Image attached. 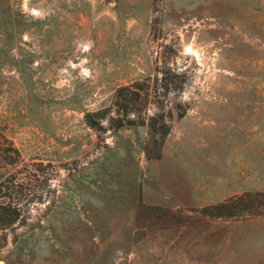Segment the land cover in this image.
<instances>
[{"label":"rangeland","instance_id":"1","mask_svg":"<svg viewBox=\"0 0 264 264\" xmlns=\"http://www.w3.org/2000/svg\"><path fill=\"white\" fill-rule=\"evenodd\" d=\"M28 9L0 0V203L22 207L0 232V264H264V216L195 211L264 191V0H28ZM172 77L183 91L166 90ZM143 80L147 115L173 113L165 143L184 160V191L193 164L176 144L179 125L194 143V204L143 207L144 185L164 197L150 190L159 174L146 166L147 124L114 130L103 113L102 129L88 123V112L114 114L119 87Z\"/></svg>","mask_w":264,"mask_h":264},{"label":"trees","instance_id":"2","mask_svg":"<svg viewBox=\"0 0 264 264\" xmlns=\"http://www.w3.org/2000/svg\"><path fill=\"white\" fill-rule=\"evenodd\" d=\"M166 84V90H170V84H174L176 89L183 91L181 82L176 77ZM180 82V83H179ZM151 96V84L148 80L137 81L132 84L119 87L114 95L113 106L114 114H106L105 111L88 112L86 118L88 123L102 129V121L94 119V115L102 114L101 118L108 117L110 128L118 130L125 126L148 125L149 139L146 145V155L149 159H160L163 154V146L166 138L171 132V119L173 113L170 112L169 119L163 114L147 115L146 106ZM108 115V116H107ZM185 115L179 112L178 117ZM148 116V121H147ZM11 153L14 155L12 162H17L20 157V151L17 147L10 144ZM5 183L0 182V198L5 197ZM148 209H163L161 206H145ZM204 217L208 218H226L234 220L249 219L264 216V191L254 190L245 191L230 196L222 201L203 206L197 210ZM22 215V207L12 201L0 203V232L7 228L14 227Z\"/></svg>","mask_w":264,"mask_h":264},{"label":"crops","instance_id":"3","mask_svg":"<svg viewBox=\"0 0 264 264\" xmlns=\"http://www.w3.org/2000/svg\"><path fill=\"white\" fill-rule=\"evenodd\" d=\"M188 120V116L183 118L182 122H185ZM178 127V126H177ZM179 128H181V134L177 138L176 144L183 145V149L185 154H190L191 162L193 164L197 163L199 159H195V149H194V143L190 138H184L185 132L184 127L179 125ZM182 139V140H181ZM185 139V140H184ZM181 142V143H180ZM175 144V146H176ZM170 145V138L167 140V142L164 145L163 148V155L158 160H148L147 161V168L151 173H157L159 174V181L155 187H151L150 190L153 191H161L164 193V197H162V200H158L156 197H153V195H150L151 193H148L146 191L145 185L143 188V200L145 203L150 205H165V206H174L177 203H186V204H194L195 201H198L199 192V172L198 170H194L193 167H191V178L192 181L189 184L188 183V189L184 191V180L183 177L185 176L182 172L185 167L184 160H181L179 156V151L175 147V151L177 154H172L170 152L171 147ZM189 165H187V168L189 170ZM190 172L187 171V174ZM196 173V174H194ZM195 180V184H194ZM194 186H195V197L194 200ZM150 188V187H149Z\"/></svg>","mask_w":264,"mask_h":264},{"label":"clouds","instance_id":"4","mask_svg":"<svg viewBox=\"0 0 264 264\" xmlns=\"http://www.w3.org/2000/svg\"><path fill=\"white\" fill-rule=\"evenodd\" d=\"M23 10L24 11H29V9H28V0H23ZM31 12L35 16L40 15V13L36 9H32ZM25 39H27V37H25ZM88 47H89L88 45H85L84 46V50H87Z\"/></svg>","mask_w":264,"mask_h":264},{"label":"bare ground","instance_id":"5","mask_svg":"<svg viewBox=\"0 0 264 264\" xmlns=\"http://www.w3.org/2000/svg\"><path fill=\"white\" fill-rule=\"evenodd\" d=\"M3 262V261H2Z\"/></svg>","mask_w":264,"mask_h":264}]
</instances>
